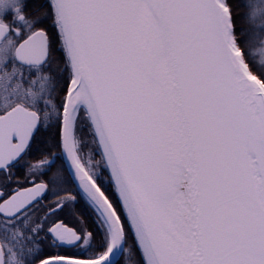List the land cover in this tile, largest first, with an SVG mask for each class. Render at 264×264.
I'll return each mask as SVG.
<instances>
[{
  "label": "snow or ice",
  "instance_id": "1",
  "mask_svg": "<svg viewBox=\"0 0 264 264\" xmlns=\"http://www.w3.org/2000/svg\"><path fill=\"white\" fill-rule=\"evenodd\" d=\"M0 264H264V0H0Z\"/></svg>",
  "mask_w": 264,
  "mask_h": 264
}]
</instances>
